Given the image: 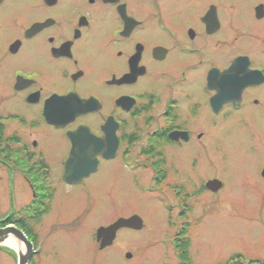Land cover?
<instances>
[{
	"label": "flooded vegetation",
	"instance_id": "flooded-vegetation-1",
	"mask_svg": "<svg viewBox=\"0 0 264 264\" xmlns=\"http://www.w3.org/2000/svg\"><path fill=\"white\" fill-rule=\"evenodd\" d=\"M222 126L240 128L264 180V0H0V169L32 196L5 227L30 241L29 264L50 257L43 219L56 186H75L63 179L73 143L85 146L76 165L96 161L78 185L117 162L163 206L173 249L209 208L201 198L225 189L202 171L228 161ZM123 230L104 249L95 234L96 249Z\"/></svg>",
	"mask_w": 264,
	"mask_h": 264
},
{
	"label": "rangeland",
	"instance_id": "rangeland-1",
	"mask_svg": "<svg viewBox=\"0 0 264 264\" xmlns=\"http://www.w3.org/2000/svg\"><path fill=\"white\" fill-rule=\"evenodd\" d=\"M239 127L222 126L214 131L220 139L216 145L228 143V161L218 162L217 156L215 165L202 171L223 182L225 189L201 198L209 208L195 216L192 226L189 252L195 264H232L235 258L243 264L250 260L264 263V180L259 178L256 162L244 160ZM53 149L57 154L62 144L54 140ZM257 158L264 159V155ZM116 165L104 164L81 185L56 186L51 212L43 219L42 233L49 231L51 237L45 247L50 257L42 264H163L165 259L178 264L172 246H166L173 232L165 225L163 206L135 194ZM21 183L17 179L12 183L0 169V219L30 201L31 192ZM132 213L144 221L143 230H123L113 248L98 251L96 228ZM128 253L132 260L126 259ZM12 262L0 251V264Z\"/></svg>",
	"mask_w": 264,
	"mask_h": 264
},
{
	"label": "water",
	"instance_id": "water-1",
	"mask_svg": "<svg viewBox=\"0 0 264 264\" xmlns=\"http://www.w3.org/2000/svg\"><path fill=\"white\" fill-rule=\"evenodd\" d=\"M82 150H85V146L76 145L73 143L72 160L68 161L65 168L63 179L66 183L72 185H78L83 178L88 177L92 172L96 170L95 163L87 166H78L73 160L78 161L82 158ZM112 156L113 154H104L105 157ZM220 181H212L210 189L217 192L221 188ZM143 220L139 216H133L128 219H120L109 227L100 228L97 231V241L102 242L101 249L110 247L113 245L117 232L123 228L133 229L140 231L143 229ZM0 248H7L12 250L16 256L17 264H29L32 257V245L25 236V234L14 226L6 228H0ZM127 259H131L130 253L126 254Z\"/></svg>",
	"mask_w": 264,
	"mask_h": 264
},
{
	"label": "trees",
	"instance_id": "trees-1",
	"mask_svg": "<svg viewBox=\"0 0 264 264\" xmlns=\"http://www.w3.org/2000/svg\"><path fill=\"white\" fill-rule=\"evenodd\" d=\"M50 203H52L53 198H49L48 199ZM50 208H47V210ZM47 213V212H46ZM33 218L36 219V222L40 221L43 213L40 214H32ZM16 220V213H12L10 216L9 214L6 215L4 218L0 219V227H5L8 224H14ZM176 233V232H175ZM182 233V232H181ZM180 240H176V244L174 245L173 251L176 254L177 260H178V264H195L193 259L190 257V248H191V240L189 238V232L184 231L181 236H180ZM250 264H264L261 263L257 260H250L249 261ZM232 264H243L241 263L239 260H237L236 258L234 259V261L232 262Z\"/></svg>",
	"mask_w": 264,
	"mask_h": 264
}]
</instances>
